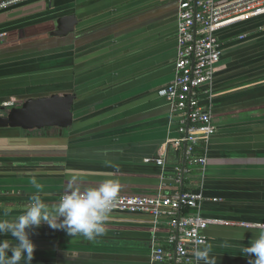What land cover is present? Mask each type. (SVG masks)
Masks as SVG:
<instances>
[{"label": "crops", "instance_id": "1", "mask_svg": "<svg viewBox=\"0 0 264 264\" xmlns=\"http://www.w3.org/2000/svg\"><path fill=\"white\" fill-rule=\"evenodd\" d=\"M177 11L176 0H35L0 13V108L54 94L77 96L69 130L0 129V219L3 207L14 209L9 218L22 214L36 192L33 175L49 205L73 176L96 186L114 175L123 186L120 197L198 191L203 184L202 215L237 223L204 231L217 264L255 259L242 248L264 224V15L219 32L218 133L206 169L193 168L178 184L174 168L184 166L185 147L165 150L178 134L157 93L175 74ZM67 16L78 19L75 31L53 36ZM163 156L165 171L152 162ZM106 160L116 167H106ZM107 227L94 242L47 224L29 229L36 246L31 264H153L152 240L174 249L166 219L156 226L150 215L114 212Z\"/></svg>", "mask_w": 264, "mask_h": 264}, {"label": "built area", "instance_id": "2", "mask_svg": "<svg viewBox=\"0 0 264 264\" xmlns=\"http://www.w3.org/2000/svg\"><path fill=\"white\" fill-rule=\"evenodd\" d=\"M35 0H0V13ZM177 57L172 82L158 90V96L170 107L169 127L178 137H170L165 150L185 147V164L174 168L175 182L183 183L184 176L193 168L205 170L208 150L218 129L213 120V101L216 72L223 56L219 32L264 15V0H176ZM5 38L0 34V41ZM11 103L2 107L9 108ZM203 146V154L197 148ZM148 160L147 162H150ZM163 171L166 156L153 160ZM186 164L189 166L186 167ZM164 176V175H163ZM164 178V177H163ZM164 185H161L163 189ZM204 185L198 191L159 192L154 197L122 196L114 212L147 214L157 226L167 220L171 229L168 243L173 251L156 245L152 240L150 259L153 264H196L194 249L207 244L204 235L211 226H234L237 223L206 218L202 215L205 200ZM1 194V190H0ZM190 211V212H187ZM250 226L249 224H242ZM252 226V225H251ZM262 227L264 224H258Z\"/></svg>", "mask_w": 264, "mask_h": 264}, {"label": "clouds", "instance_id": "3", "mask_svg": "<svg viewBox=\"0 0 264 264\" xmlns=\"http://www.w3.org/2000/svg\"><path fill=\"white\" fill-rule=\"evenodd\" d=\"M106 167H116L111 161H104ZM29 183L36 189L30 196V202L24 205L22 214L11 217L14 209L3 207V219H0V236H11L17 244L4 239L0 241V264H31L36 246L29 238V229L47 224L54 230H64L71 237H83L94 242L108 232L113 211L120 202L123 186L113 175L96 186H85L80 177L73 176L66 184L63 195L55 204H46L42 198L43 185L35 175ZM61 218H63L61 220ZM250 247H243L242 253L249 259L248 264H264V226L260 227ZM11 252V256L8 253ZM212 245L201 240L194 251L196 264H217L211 255Z\"/></svg>", "mask_w": 264, "mask_h": 264}, {"label": "water", "instance_id": "4", "mask_svg": "<svg viewBox=\"0 0 264 264\" xmlns=\"http://www.w3.org/2000/svg\"><path fill=\"white\" fill-rule=\"evenodd\" d=\"M78 19L75 16L62 17L53 36L66 37L75 31ZM77 96L63 95L27 99L20 107H1L5 115L0 116V129H21L25 131L59 128L69 130L74 125V109Z\"/></svg>", "mask_w": 264, "mask_h": 264}, {"label": "trees", "instance_id": "5", "mask_svg": "<svg viewBox=\"0 0 264 264\" xmlns=\"http://www.w3.org/2000/svg\"><path fill=\"white\" fill-rule=\"evenodd\" d=\"M197 150H198V152H200V153L203 152V146L198 147ZM187 212H189V211H186V213H187Z\"/></svg>", "mask_w": 264, "mask_h": 264}, {"label": "rangeland", "instance_id": "6", "mask_svg": "<svg viewBox=\"0 0 264 264\" xmlns=\"http://www.w3.org/2000/svg\"><path fill=\"white\" fill-rule=\"evenodd\" d=\"M66 131V130H65Z\"/></svg>", "mask_w": 264, "mask_h": 264}]
</instances>
